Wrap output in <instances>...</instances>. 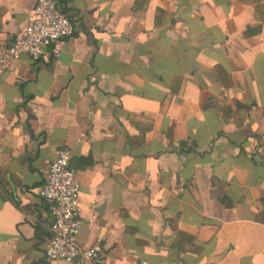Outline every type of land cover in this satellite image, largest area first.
Returning a JSON list of instances; mask_svg holds the SVG:
<instances>
[{"label":"crops","instance_id":"crops-1","mask_svg":"<svg viewBox=\"0 0 264 264\" xmlns=\"http://www.w3.org/2000/svg\"><path fill=\"white\" fill-rule=\"evenodd\" d=\"M36 0H0V44ZM57 57L0 83V264L47 261L38 195L70 150L103 264H264V0H59ZM74 264V263H70Z\"/></svg>","mask_w":264,"mask_h":264},{"label":"built area","instance_id":"built-area-1","mask_svg":"<svg viewBox=\"0 0 264 264\" xmlns=\"http://www.w3.org/2000/svg\"><path fill=\"white\" fill-rule=\"evenodd\" d=\"M75 26L60 10L59 0H36L26 18L23 35L10 45L0 44V83L3 74L21 57L39 62L50 50L57 57L63 41L75 34ZM80 186L71 165L70 150L61 147L48 166L39 197L48 205L51 238L44 251L47 261L74 264H103V238L97 237L89 247L78 244L83 222L79 218Z\"/></svg>","mask_w":264,"mask_h":264},{"label":"trees","instance_id":"trees-1","mask_svg":"<svg viewBox=\"0 0 264 264\" xmlns=\"http://www.w3.org/2000/svg\"><path fill=\"white\" fill-rule=\"evenodd\" d=\"M261 15H262V17L264 18V14L262 13V11H261Z\"/></svg>","mask_w":264,"mask_h":264}]
</instances>
